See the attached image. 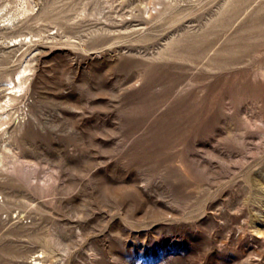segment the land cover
Instances as JSON below:
<instances>
[{
  "label": "rangeland",
  "instance_id": "obj_1",
  "mask_svg": "<svg viewBox=\"0 0 264 264\" xmlns=\"http://www.w3.org/2000/svg\"><path fill=\"white\" fill-rule=\"evenodd\" d=\"M262 71L264 0H0V264H264Z\"/></svg>",
  "mask_w": 264,
  "mask_h": 264
},
{
  "label": "bare ground",
  "instance_id": "obj_2",
  "mask_svg": "<svg viewBox=\"0 0 264 264\" xmlns=\"http://www.w3.org/2000/svg\"><path fill=\"white\" fill-rule=\"evenodd\" d=\"M262 73H264V71H262ZM14 88L16 89V88H18V90H21L22 89V84H20V85H17V83H16V80L14 81ZM14 88H13V91H14ZM12 96H10L9 97V102H13V101H15L16 100V98H17V96L15 95V94H17V92H14V94L13 93H10ZM2 107L0 106V109H1ZM41 263V261H40V259L39 258H37L36 259V263L35 264H40Z\"/></svg>",
  "mask_w": 264,
  "mask_h": 264
}]
</instances>
